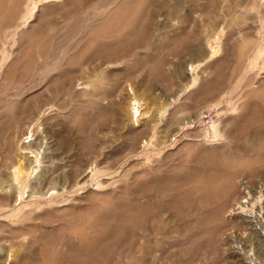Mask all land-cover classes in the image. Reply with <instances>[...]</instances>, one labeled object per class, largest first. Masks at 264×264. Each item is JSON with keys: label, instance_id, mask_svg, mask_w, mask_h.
Segmentation results:
<instances>
[{"label": "rangeland", "instance_id": "374dc122", "mask_svg": "<svg viewBox=\"0 0 264 264\" xmlns=\"http://www.w3.org/2000/svg\"><path fill=\"white\" fill-rule=\"evenodd\" d=\"M263 25L264 0H0V264H264Z\"/></svg>", "mask_w": 264, "mask_h": 264}, {"label": "bare ground", "instance_id": "6f19581e", "mask_svg": "<svg viewBox=\"0 0 264 264\" xmlns=\"http://www.w3.org/2000/svg\"><path fill=\"white\" fill-rule=\"evenodd\" d=\"M30 1H32V0H30ZM45 1H47V0H45ZM30 3V2H29ZM29 3H28V6H29ZM49 3H51V2H49ZM54 3V2H53ZM33 5H34V2H33ZM39 5H40V3H39ZM25 7V6H24ZM33 7V6H32ZM26 9H27V7H25ZM29 8H30V6H29ZM28 8V9H29ZM39 8V7H38ZM93 8V7H92ZM31 10H32V8H31ZM30 11V10H29ZM29 11H27L26 12V14H24L23 13V15H25V16H27V17H29L31 14H30V12ZM36 11V10H35ZM32 12H34V10H32ZM31 12V13H32ZM34 14H35V12H34ZM25 16H24V18H25ZM31 17V16H30ZM29 17V18H30ZM28 18V19H29ZM26 19V18H25ZM23 20V19H22ZM30 20V19H29ZM26 21H28V20H26ZM263 28H264V25L262 26ZM258 28V27H257ZM261 34H262V42L264 41V32H261ZM258 40V39H257ZM261 41H259L258 43H257V45L255 46V56H254V58H249L248 57V59L246 60V62H247V72H248V75H251L250 76V78L248 79V81L246 82V84L247 85H249L250 84V88H249V90L251 91L250 93H252L253 92V94H254V92H257V91H260V90H264V79L261 81V80H259V75L260 74H262L261 73V70L264 68V44H262V42ZM252 51V50H251ZM250 51V52H251ZM249 52V54H251ZM243 53V52H242ZM242 56H243V54H242ZM260 59H263V66H260ZM55 67V66H54ZM245 72V71H244ZM263 72V71H262ZM264 73V72H263ZM246 77H247V75H246ZM73 87V86H72ZM231 88H234V87H231ZM235 89V88H234ZM66 90V89H65ZM69 90V89H68ZM230 91V90H229ZM229 91H224V92H222V93H220V95L218 96V97H215V99L213 100L214 102H216L215 104L218 106L219 105V109H222L223 108V105H224V102H226L225 100H226V96H227V93H229ZM249 92V91H248ZM59 94V93H58ZM57 96V95H56ZM212 98V97H211ZM78 108V107H77ZM35 109V108H34ZM77 110H79V109H77ZM33 119L34 118H31L30 120H28L27 119V121H25L26 123L25 124H27V123H30V122H33ZM224 121V120H223ZM221 123V122H220ZM227 123H228V121H226L225 122V124L227 125ZM232 123V122H231ZM218 124L219 123H216V122H214V124H213V126L215 127V130H216V132H217V135H219V136H226L225 134L226 133H224V129L222 128V125L220 124V126H218ZM229 125V124H228ZM257 137L258 138H261V139H263V141H264V127H260L258 130H257ZM232 139V138H231ZM229 140V139H228ZM257 143V142H256ZM259 143V142H258ZM261 145L260 146H262V143H260ZM231 145H233V144H231ZM240 145V144H239ZM247 145V144H246ZM257 145V144H256ZM259 145V144H258ZM249 147V146H248ZM249 148H251V147H249ZM259 148V147H258ZM257 148V149H258ZM264 147L262 146V149H263ZM248 149V148H247ZM242 150V149H241ZM254 150H255V147L253 148V150H251V151H253L254 152ZM259 150V149H258ZM244 151V150H243ZM259 151H261V150H259ZM245 152V151H244ZM261 152H263V151H261ZM229 153V152H228ZM236 153V152H235ZM237 153H238V151H237ZM236 153V154H237ZM246 153V152H245ZM244 153V154H245ZM250 153V152H249ZM258 153V152H257ZM257 153H255V154H257ZM239 154V153H238ZM237 154V155H238ZM248 154V153H247ZM259 154V153H258ZM246 155V154H245ZM251 155V154H250ZM247 156H249V154L247 155ZM253 155H251L250 157H252ZM262 156H263V154H262ZM218 165H219V163H218ZM248 165V164H247ZM219 166H221V165H219ZM224 166V165H223ZM229 166H231V165H229ZM233 166V165H232ZM234 166H236L235 164H234ZM225 167V166H224ZM226 167H227V165H226ZM226 167H225V169H226ZM239 166L237 165V167H235V168H238ZM248 167H250V165H248ZM229 168V167H228ZM234 168V167H233ZM240 168V167H239ZM224 169V170H225ZM245 170V169H244ZM256 170H257V168H256ZM198 171H200V170H198ZM203 171V170H202ZM226 171V170H225ZM229 171V170H228ZM234 171V170H233ZM233 171H231V172H233ZM243 171V170H242ZM246 171V170H245ZM196 172V171H195ZM218 172V171H217ZM236 172V171H235ZM244 172V171H243ZM203 173V172H202ZM219 173V172H218ZM252 173V172H251ZM24 174V173H23ZM243 174V173H242ZM245 174V173H244ZM26 175V174H25ZM204 175V174H203ZM206 176V175H205ZM204 176V177H205ZM224 176H228V174L227 175H224ZM256 176V175H255ZM187 177V176H186ZM186 177H185V179H186ZM213 177V176H212ZM244 177V176H243ZM206 178V177H205ZM211 178V177H210ZM237 177H235V179H236ZM240 178V177H239ZM247 178V177H246ZM198 178H194L193 179V181L195 180H197ZM199 179H201L202 180V178H199ZM198 179V180H199ZM211 179H213V178H211ZM222 179V178H221ZM238 179V178H237ZM187 180H189V178H187ZM204 181H205V179H203ZM223 180V179H222ZM221 180V181H222ZM242 180V179H241ZM241 180L239 179V181L241 182ZM18 181V180H17ZM25 181H26V179H25ZM24 181V182H25ZM150 181V180H149ZM148 181V182H149ZM212 181V180H211ZM219 181V180H218ZM220 181V182H221ZM142 182H144V181H142ZM146 182V181H145ZM144 182V183H145ZM147 182V183H148ZM186 182V181H185ZM192 182V181H191ZM247 182V181H246ZM23 183V182H22ZM144 183H141V184H144ZM151 183H152V180H151ZM150 184V182L148 183V185ZM153 184V183H152ZM188 184V183H187ZM199 184V183H198ZM215 184V183H214ZM240 184V183H239ZM154 186H155V184H153ZM194 185V184H193ZM195 185H197V184H195ZM204 185V184H203ZM209 185V184H208ZM198 186H200V185H198ZM243 186V185H242ZM143 187V186H142ZM141 187V188H142ZM156 188H157V186H155ZM204 187V186H203ZM202 187V188H203ZM209 187V186H208ZM213 187H214V185H213ZM229 187H230V189L229 190H234L235 188H236V186H235V183H234V181L232 180V181H230L229 182ZM246 187V186H245ZM139 188H140V186H139ZM202 188H200V189H202ZM205 188H206V185H205ZM241 188V187H240ZM142 190H143V188H142ZM157 190V189H156ZM213 190V189H212ZM217 190H218V188H217ZM145 191V190H144ZM144 191H142V192H144ZM199 191V190H198ZM197 191V192H198ZM204 191V190H203ZM219 191V190H218ZM141 192V193H142ZM146 192V191H145ZM150 192V191H149ZM148 192V193H149ZM194 192V191H193ZM240 192H241V190H240ZM244 192V191H243ZM140 193V192H139ZM147 193V194H148ZM153 193V192H152ZM210 193H211V195H213L212 193L213 192H211L210 191ZM224 193H226V191H224ZM242 193V192H241ZM144 194V193H143ZM147 194H146V197H147ZM151 194V192L148 194V195H150ZM196 194V193H195ZM207 194V193H206ZM216 194H217V192H216ZM240 194V193H239ZM139 195V194H138ZM142 195V194H141ZM222 195H224V194H222ZM235 195V194H234ZM243 195V194H242ZM247 195V194H246ZM245 195V196H246ZM145 196V195H144ZM151 196V195H150ZM150 196H148V198L150 199ZM189 196L191 197L192 195H190L189 194ZM207 196V195H206ZM139 197H141V196H139ZM143 197V196H142ZM189 197V198H190ZM199 198H201L200 197V195L198 196ZM227 197H229L228 195L225 197L226 199H228ZM145 198V197H144ZM174 198V197H173ZM175 198H177V197H175ZM203 198V197H202ZM207 199H208V197H206ZM216 198V197H215ZM217 198H218V196H217ZM223 198V197H222ZM233 198V197H232ZM243 198V197H242ZM140 199V198H139ZM145 199H147V198H145ZM156 199V198H155ZM155 199H153V202H154V200ZM213 199H214V197H213ZM212 199V200H213ZM221 199V198H220ZM220 199H218L219 201H220ZM142 200V199H141ZM152 200V199H151ZM190 200V199H189ZM189 200H187V201H189ZM193 200V199H192ZM203 200H205V199H203ZM215 200V199H214ZM217 200V199H216ZM232 200V199H231ZM239 200V199H238ZM248 200V199H247ZM139 201V200H138ZM143 201H145V200H142V201H140V202H142L143 203ZM147 201V200H146ZM145 201V202H146ZM157 202L159 201V200H156ZM171 201V200H170ZM198 201V200H197ZM200 201V200H199ZM202 201V200H201ZM200 201V203H202ZM222 201V200H221ZM248 201H250V200H248ZM171 202H173V200L171 201ZM244 202V201H243ZM170 203V202H169ZM189 203V202H188ZM213 203H214V201H213ZM215 203H216V201H215ZM220 203V202H219ZM218 203V204H219ZM230 203H232L231 201H230ZM141 204V203H140ZM144 204V203H143ZM155 204V203H154ZM165 204V203H164ZM167 205H168V203H166ZM181 204V203H180ZM242 204V203H241ZM244 204V203H243ZM248 204V203H247ZM146 205H147V203H146ZM153 205V204H152ZM207 205V204H206ZM208 205H210V204H208ZM207 205V206H208ZM145 206V205H144ZM163 206V205H162ZM178 206H180V205H178ZM194 206V205H193ZM192 206V207H193ZM201 206L203 207V205L201 204ZM215 206V205H214ZM213 206V207H214ZM231 206V205H230ZM235 206V203H234V205H233V207ZM140 207V206H139ZM151 207V206H150ZM165 206H163V208H164ZM200 207V206H199ZM147 208H148V206H147ZM180 208V207H179ZM212 208V207H211ZM237 208V207H236ZM175 209V208H174ZM183 209V208H182ZM196 209H197V207H196ZM147 210H150V209H147ZM155 213L157 214V211H156V207H155ZM161 210V209H160ZM177 210H180V209H177ZM207 210H212V209H207ZM174 211V210H173ZM185 210H183V212H184ZM191 211H193V210H191ZM195 211L196 210H194V213H195ZM225 211V210H224ZM161 212V211H160ZM205 212H208V211H205ZM226 212V211H225ZM225 212H224V214H225ZM140 213V212H139ZM149 213V212H148ZM147 213V214H148ZM184 213H186V211L184 212ZM210 213V212H209ZM242 213V212H241ZM252 213V212H251ZM180 214H181V212H180ZM201 214H203V212H201ZM162 215V214H161ZM164 215V214H163ZM184 215V214H183ZM186 215V214H185ZM192 215V214H191ZM205 215V214H204ZM204 215H203V217H204ZM147 216V215H146ZM177 216H180V215H177ZM193 216V215H192ZM221 216V215H220ZM228 216V215H227ZM247 216V215H246ZM251 216V215H250ZM176 217V216H175ZM181 217H182V215H181ZM143 218V217H142ZM147 218V217H146ZM145 218V219H146ZM157 218V217H156ZM174 218V217H173ZM177 218V217H176ZM227 218V217H226ZM238 218H240V217H238ZM248 218V217H247ZM247 218H245V219H247ZM250 218V217H249ZM149 219V218H148ZM183 219V218H182ZM191 219V218H190ZM200 219H202V217L200 218ZM230 219H232L231 217H230ZM237 219V218H236ZM244 219V218H243ZM244 219V220H245ZM171 221H172V219H170ZM178 220H180V218H178ZM188 220V219H187ZM199 220V219H198ZM210 220H211V218H210ZM250 220V219H249ZM139 221H141V220H139ZM158 221V220H157ZM171 221H169V223L171 222ZM188 221H190V220H188ZM214 221V220H213ZM215 221H216V219H215ZM223 221V220H222ZM222 221L220 222V224L222 223ZM240 221H241V219H240ZM251 221V220H250ZM150 222H152V219H151V221ZM155 223H153L152 222V224L150 225V226H145L144 225V227L141 229L140 228V230H141V232H140V234H139V237H138V247H137V249H138V251H140V252H142V251H144V250H147L148 248L147 247H151L152 245H158V244H160V243H158V241H156V243L154 242L155 240H157L159 237H161V236H159V235H161V232H163L162 230H161V227H160V225H159V223L158 222H156V221H154ZM242 222V221H241ZM240 222V223H241ZM144 223V222H143ZM160 223H161V221H160ZM188 223V222H187ZM217 223V222H216ZM224 223V222H223ZM251 223H253V222H251ZM250 223V224H251ZM182 224V223H181ZM183 224H185L184 223V221H183ZM219 224V225H220ZM237 224V223H236ZM244 224H246V223H244ZM196 225V224H195ZM200 225V224H199ZM215 225V224H214ZM232 225V224H231ZM238 225H239V222H238ZM238 225H236V226H238ZM242 225V224H241ZM240 225V226H241ZM252 225V224H251ZM197 226V225H196ZM201 226V225H200ZM212 227H213V224L211 225ZM210 226V227H211ZM230 226V225H229ZM248 226H250V225H248ZM172 227V226H171ZM170 227V228H171ZM191 227V226H190ZM189 227V228H190ZM194 226H192V228H193ZM203 227V226H202ZM209 227V226H208ZM220 227V226H219ZM252 227H253V225H252ZM166 228V227H165ZM176 229H177V227H175ZM197 228H198V226H197ZM214 228V227H213ZM227 228V227H226ZM225 228V229H226ZM230 228V227H229ZM238 228L240 229H243V227L241 226V227H239L238 226ZM171 229H173V228H171ZM175 229V230H176ZM178 229H180V228H178ZM184 229V228H183ZM194 229H196V228H194ZM193 229V230H194ZM139 230V231H140ZM165 230V229H164ZM167 230H169V228L167 229ZM174 230V229H173ZM181 230V229H180ZM190 230H192V229H190ZM197 230V229H196ZM228 230V229H227ZM178 231V230H177ZM184 231V230H183ZM187 231H189V230H187ZM223 231V230H222ZM221 230H220V233L222 232ZM226 231V230H225ZM190 232V231H189ZM204 232V231H203ZM209 232V231H208ZM180 233V232H179ZM185 233H187V232H185ZM192 233H193V231H192ZM191 233V234H192ZM207 233V232H206ZM211 233V232H210ZM219 233V232H218ZM218 233H217V235H218ZM225 234V232H222V234ZM227 233V232H226ZM166 234V233H165ZM205 234V233H204ZM163 235V234H162ZM170 235V234H169ZM210 235V234H209ZM164 236V235H163ZM180 236V235H179ZM197 236V235H196ZM195 236V239L197 238ZM205 236V235H204ZM207 236V235H206ZM170 237H172V236H170ZM173 237H176V236H174L173 235ZM183 237H186V236H183ZM200 237V236H199ZM202 237V236H201ZM209 237V236H208ZM162 238V237H161ZM176 239V238H175ZM182 239V238H181ZM198 240L200 239V238H197ZM197 239H196V242H197ZM202 239V238H201ZM204 239V238H203ZM208 239V238H207ZM162 240V239H161ZM173 240V239H172ZM172 240H169V241H172ZM177 240V239H176ZM179 240V239H178ZM187 240V239H186ZM169 241L167 242V243H169ZM195 241V240H194ZM202 241V240H201ZM200 241V243H198V244H201L202 242ZM162 242H164V240L162 241ZM166 242V241H165ZM164 242V243H165ZM174 242H175V240H174ZM174 242H173V244H174ZM204 242V241H203ZM181 243V241L178 243V244H180ZM171 244V243H170ZM175 244H176V242H175ZM177 244V245H178ZM196 244V243H195ZM197 244V245H198ZM204 243H202V245H203ZM88 245V244H87ZM172 245V244H171ZM89 246V245H88ZM166 246V245H165ZM174 246H176V245H174ZM173 245H172V247H174ZM185 246H186V244H185ZM153 247V246H152ZM180 247V246H179ZM182 247H183V245H182ZM147 248V249H146ZM158 248V247H157ZM165 248V247H164ZM176 248H178L177 246H176ZM170 249H171V247H170ZM169 249V250H170ZM150 250V249H149ZM151 250H153V249H151ZM154 250H155V248H154ZM168 250V249H167ZM168 250V251H169ZM174 250V249H173ZM159 251H161L162 252V249L161 250H159ZM146 252H150V251H146ZM165 252V251H164ZM167 253V252H166ZM133 254H134V252H133ZM153 254H156V253H153ZM138 255V254H137ZM158 255H160L159 253H158ZM165 255V254H164ZM160 256H163L162 254L160 255ZM150 258V257H149ZM153 258H155V257H153ZM152 258V259H153ZM163 258V257H162ZM146 259V258H145ZM132 261V260H131ZM130 261V262H131ZM155 261V260H154ZM106 264V263H105ZM138 264V263H137ZM156 264V263H155Z\"/></svg>", "mask_w": 264, "mask_h": 264}]
</instances>
